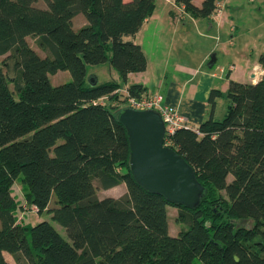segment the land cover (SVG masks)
Returning <instances> with one entry per match:
<instances>
[{
  "label": "trees",
  "instance_id": "trees-1",
  "mask_svg": "<svg viewBox=\"0 0 264 264\" xmlns=\"http://www.w3.org/2000/svg\"><path fill=\"white\" fill-rule=\"evenodd\" d=\"M43 1L0 0V264H9L4 252L17 264H264V75L213 89L211 116L168 136L207 191L195 209L172 204L133 179L117 117L130 107L121 91L129 74L148 65L131 37L158 0ZM217 1L178 0L186 17L212 21ZM78 14L87 21L80 28ZM258 62L264 69V52ZM104 63L120 81L88 73ZM59 70L72 80L54 85ZM129 89L147 92L140 83ZM223 96L227 112L217 119ZM16 182L25 206L13 195ZM124 183V196L100 198ZM168 207L179 210L176 237ZM31 213L49 214L67 238L48 220L27 223Z\"/></svg>",
  "mask_w": 264,
  "mask_h": 264
},
{
  "label": "crops",
  "instance_id": "crops-1",
  "mask_svg": "<svg viewBox=\"0 0 264 264\" xmlns=\"http://www.w3.org/2000/svg\"><path fill=\"white\" fill-rule=\"evenodd\" d=\"M202 1L203 0H194V3L197 6H201ZM222 1L225 2L226 6L222 12V21L220 24H217L209 17H190L188 15L186 19L181 20L178 18V10L174 6L167 3L165 0H158L154 14L143 24L142 28L136 33V35L131 37L134 42L141 44L143 47L148 59L147 68L141 72L130 73L128 81L123 87H127L134 83H140L146 87L147 92H160L164 96V103L177 107L178 112L188 118L192 127H198L212 114V106L209 97L213 89L227 91L231 80L247 83H255L260 80L261 77L253 79V71L255 69L258 68L259 70H264L258 62L260 54L255 59H246L244 68L235 76L233 74V72L237 69L235 64L231 65L232 70H230L227 74L223 67H216V69H214V66H209L208 62L210 61L211 55H217L213 52V50L215 47L217 48L218 42L214 47L212 44L209 45V47L203 52H199L202 48H197L196 46L191 47L193 48L190 56L192 60L188 57L183 58L179 53L181 49H183L182 52H184L185 48H187L184 47L182 39L180 38L184 32L182 25H186V23H193L195 28L198 29V34L203 37L204 40L205 38L217 40L218 37L225 33V28H228L227 24H233L231 15L226 11L228 0ZM86 23L87 21L83 14H78L74 18V25L76 28H80ZM230 30L233 31L234 26H231ZM207 41L208 40H205V43H207ZM147 46L150 47L153 53L158 50L162 51L163 54H159L158 59L155 60L158 64H168L170 62V58L176 55L181 56V60L184 61L185 64H183V62H177L171 71L162 70L159 66L157 70H155L157 71L155 74L150 73V64L152 61L150 60L148 51L146 50ZM199 58L200 60H198ZM217 61L218 58L216 56V62ZM110 67L114 70L111 65ZM90 73H92L93 77H96L99 80L98 71L93 70ZM246 75L250 80L244 78ZM225 78L226 81L223 82ZM110 80L120 81V74L117 72V77ZM217 81L219 83H217ZM218 106L219 105L217 104L215 112H213L215 117ZM119 186L126 187V184L124 183ZM13 195L15 194L13 193ZM176 211L179 210L175 207H168L169 218L172 217ZM28 223L32 225L31 221H28ZM56 228L58 229V227ZM169 233L173 237H176L177 235V233L174 234L171 232L170 222ZM4 256L9 264H17L15 258L11 254L4 252Z\"/></svg>",
  "mask_w": 264,
  "mask_h": 264
},
{
  "label": "rangeland",
  "instance_id": "rangeland-1",
  "mask_svg": "<svg viewBox=\"0 0 264 264\" xmlns=\"http://www.w3.org/2000/svg\"><path fill=\"white\" fill-rule=\"evenodd\" d=\"M227 3L228 6L227 9L226 8L225 9L227 13L231 15L233 24L232 25L227 24L228 28H225L224 30L225 33L222 34L220 37H218L217 39L218 41L212 38L210 39L205 38V40H208L207 43H205L203 37H201L198 34V29L195 28L194 24L186 23V25L185 24L182 25V29H184V32L182 33L180 38L182 39V43L184 44V47L187 48H185L184 52H182L183 49H181L179 53L183 58L188 57L192 60L190 56L193 51V48L191 47L196 46L197 48H202V50H199V52L200 51L203 52L209 47V45L212 44V46L214 47L218 42L217 48L215 47V49L213 50V52L217 54V55L215 54L213 55H215V57L217 56L218 58V61L215 62L213 65L214 69H216V67L219 68L223 67L227 74L230 70H232L231 65L235 64V67H237V69L233 72V74L236 76L244 68L246 59H251V60L255 59L259 54L264 52V0H228ZM37 4L41 6L45 5L43 0H38ZM183 19H186V17ZM231 26H234L233 31L230 30ZM32 44L38 47L34 39H32ZM38 50L42 55H45L47 53L39 47ZM146 50L148 51L149 58L152 61L150 64L151 65L150 73L155 74L157 72L155 70H157L159 66L162 68V70L171 71V69H173V67L176 65L177 62L179 63L183 62V64H185V62L181 60L182 57L178 55L170 58V62L168 64L166 63L158 64L156 63L155 60L158 59L159 54H163L162 51L158 50V51H154L153 53V51L150 49L149 46L146 47ZM198 60H200V58ZM93 70L99 72V80L101 82L117 77V72L114 71L115 69L113 70L110 67V63H104L98 66L88 67V73H90ZM260 71L261 70H259L258 68L253 71V74L254 73L257 74L255 77L253 75V79H256V77L257 78L260 77L259 76ZM50 78L54 85H59L72 80V75L68 70H59L57 73L51 74ZM244 78L250 80L247 77V75ZM225 81L226 78L223 80V82ZM217 83L219 82L217 81ZM126 88H129V86H127ZM130 93L132 94V92ZM16 97H18V95H16ZM217 104L219 106L217 109L216 118L223 119L227 112L228 100L225 96L220 97L217 100ZM232 179H233L232 176H230L229 181H231ZM13 192L15 194L14 196L17 199H19L18 202L20 203V206H25L26 204L23 197L24 194L22 192V188L19 182H16V185L13 188ZM98 193L101 198H107V197L120 198L127 193V187L118 186L110 190H99ZM54 201L52 202V206L54 205ZM28 212L30 211L27 209V212H25L24 214H28ZM178 215H179V211H176V213L173 214L172 217L168 219L171 225V232L174 234L177 233L176 236L179 235L180 233L179 231L181 230V226L177 221ZM47 220L55 227H58L62 235H64V237L67 238L65 229L61 227L58 223L53 221V219H51L49 214L45 213L43 215H36L31 213L30 215L27 216V223L28 221L29 222L31 221L33 226L37 225L42 221H47ZM194 264H203V263L199 259H196Z\"/></svg>",
  "mask_w": 264,
  "mask_h": 264
},
{
  "label": "water",
  "instance_id": "water-1",
  "mask_svg": "<svg viewBox=\"0 0 264 264\" xmlns=\"http://www.w3.org/2000/svg\"><path fill=\"white\" fill-rule=\"evenodd\" d=\"M215 62V55H211L209 66ZM117 117L127 128L129 166L135 182L172 204L197 208L206 188L198 181L194 167L165 144L166 124L161 114L153 109L124 107Z\"/></svg>",
  "mask_w": 264,
  "mask_h": 264
},
{
  "label": "built area",
  "instance_id": "built-area-1",
  "mask_svg": "<svg viewBox=\"0 0 264 264\" xmlns=\"http://www.w3.org/2000/svg\"><path fill=\"white\" fill-rule=\"evenodd\" d=\"M178 10V17L183 19L186 17V8L184 4H180L178 0H165ZM226 6L225 2L218 0L215 10L212 14L213 22L220 24L222 21V12ZM224 71V70H223ZM254 77L257 75L253 74ZM264 75V70L260 71V77ZM257 78V77H256ZM119 91V90H117ZM116 91V92H117ZM121 91L127 96V102L130 107L135 109H153L158 111L166 124V138L165 141L168 145V136L175 133L180 128H192L188 118L178 112L177 107L164 103V96L160 92H144L141 95H133L129 92V88H122ZM105 97H102L100 101H103ZM34 210L38 209L34 207ZM23 219V216H20ZM24 220V219H23ZM25 222V220H24Z\"/></svg>",
  "mask_w": 264,
  "mask_h": 264
},
{
  "label": "bare ground",
  "instance_id": "bare-ground-1",
  "mask_svg": "<svg viewBox=\"0 0 264 264\" xmlns=\"http://www.w3.org/2000/svg\"><path fill=\"white\" fill-rule=\"evenodd\" d=\"M128 103V102H127Z\"/></svg>",
  "mask_w": 264,
  "mask_h": 264
}]
</instances>
